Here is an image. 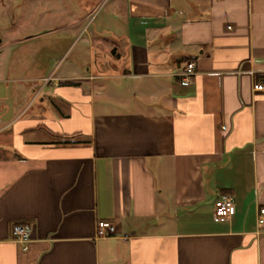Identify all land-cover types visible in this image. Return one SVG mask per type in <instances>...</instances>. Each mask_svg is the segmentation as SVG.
I'll use <instances>...</instances> for the list:
<instances>
[{
  "label": "crops",
  "instance_id": "0c3cea01",
  "mask_svg": "<svg viewBox=\"0 0 264 264\" xmlns=\"http://www.w3.org/2000/svg\"><path fill=\"white\" fill-rule=\"evenodd\" d=\"M12 3L0 0V264H264V0H113L86 63L59 76L18 56L34 37L7 25ZM222 194L235 202L224 221ZM100 221L116 235L98 237Z\"/></svg>",
  "mask_w": 264,
  "mask_h": 264
},
{
  "label": "rangeland",
  "instance_id": "374dc122",
  "mask_svg": "<svg viewBox=\"0 0 264 264\" xmlns=\"http://www.w3.org/2000/svg\"><path fill=\"white\" fill-rule=\"evenodd\" d=\"M112 2L113 0H13L7 25L16 24L15 32L20 31L22 35L34 37L22 44V52L18 51V56H30L34 53V63L42 64L45 71L50 66L53 69L57 66L55 72H52V75L57 76L71 70L74 60L85 64L89 32L100 30L104 26ZM37 35L42 37L37 38ZM31 71L33 70L29 67L23 73Z\"/></svg>",
  "mask_w": 264,
  "mask_h": 264
},
{
  "label": "built area",
  "instance_id": "2783aa9c",
  "mask_svg": "<svg viewBox=\"0 0 264 264\" xmlns=\"http://www.w3.org/2000/svg\"><path fill=\"white\" fill-rule=\"evenodd\" d=\"M195 74V63L188 62L185 71L180 75L183 82L189 83L192 76ZM254 91L264 92V82L254 85ZM235 211V202L234 198L229 194H222L218 197L214 204V215L217 220L224 221L234 213ZM259 225H264V208L259 210L258 217ZM12 233L14 239L17 243L21 244L25 249H27L31 241V228L28 225L16 224L12 228ZM98 237L107 238L113 237L117 233V228L114 223L100 221L98 223Z\"/></svg>",
  "mask_w": 264,
  "mask_h": 264
}]
</instances>
